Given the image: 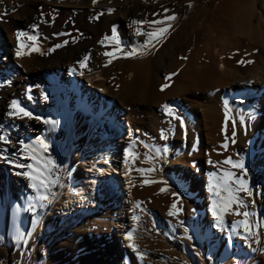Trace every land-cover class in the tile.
Returning a JSON list of instances; mask_svg holds the SVG:
<instances>
[{
	"label": "rangeland",
	"instance_id": "1",
	"mask_svg": "<svg viewBox=\"0 0 264 264\" xmlns=\"http://www.w3.org/2000/svg\"><path fill=\"white\" fill-rule=\"evenodd\" d=\"M177 1L179 0H174L173 2L176 3ZM201 2L203 3V0ZM174 3L169 8L167 6V10L172 9V7L174 9V6L176 7L179 4V2L176 5ZM215 4L216 0L207 1L209 7H214ZM40 7L39 9L42 10L43 16L38 21L33 22L31 26H22L11 17H0L1 21L7 23L6 32L4 33L12 37L11 39L9 38L8 45L0 43V63L5 65L0 67V97L2 95L5 96L4 103L6 107L3 114L0 115V136L7 138L6 140H0V159L8 163V166H5V172H0V264H264V193L260 181L247 177L248 172L253 168L257 155L261 156L264 153L262 151L264 148V136L259 129L252 128V117L244 114L241 121L249 126L248 134L245 136L246 139L241 137L242 141L239 138L238 141L240 140V142L237 143L236 151L234 148L232 153L230 152L226 158H231L233 162L242 161L244 164V168L241 169V176L236 177L235 175L233 180L229 182V187L232 190L230 193L228 188L224 187V181L218 183V178L215 179L216 176L210 175L212 173H215V175L221 174L223 171H219L215 158L207 157L209 155L208 149H213L211 133L207 132L204 127L206 133L210 135H204L205 145L202 148V154L196 157L202 134L195 131L196 135L194 134L192 139L190 129L191 125L197 124L196 120L199 116L203 123V112L199 107L196 108L195 103L201 101L200 103L206 104L208 102L207 98H212L211 100L213 101L220 99V101H223L220 103H225L226 106L227 103L232 102V99L228 98L231 94L245 92V90L251 88L250 84L252 81H244V83L242 82L238 85L237 81H235L236 79L223 80L222 82L205 80L206 82L203 81L204 83L201 81L199 89L190 90L184 94H174L169 98L166 96L167 91L174 83L173 79L176 78L177 74H170L168 69L165 70L167 72L163 71L160 68L161 66L156 64L158 62L157 58H155L150 68L153 78L156 79L152 78V94L143 98L137 92L138 94L135 93L127 104L118 105L117 103H119L120 99L118 100V96L111 94L113 92L115 94L120 93L124 85L128 86L129 89H133L135 85L131 81L134 75L133 71L124 72L121 64L118 63L132 57L134 58L135 55L127 57L128 59L125 58L123 52L127 53L126 49H129V52L133 51V49L137 51L134 40H137L138 37L129 29L130 27L124 28L128 32L124 34V31L118 29V24L106 23L108 17L105 14H93L90 12L91 15L88 13L82 20L78 17L79 11L77 9H71L72 14L70 12V15H68L57 13L55 12L56 10L52 11L51 8ZM158 8L151 15L150 21H155V19L163 20V14H161L163 6H158ZM178 8L179 6L175 9ZM18 10L16 9V12ZM252 10L255 15H252L248 22L243 23L239 29L233 30L235 31L234 34L228 33V37L229 35L232 37L229 42L238 47L234 52V56H227V61L230 62L229 66H238L240 70L245 68L251 57L254 56L252 58L253 62H258L262 55L260 47L250 48L253 44L250 33L258 29L262 32L264 31V16L259 12L258 6H255ZM73 13L76 15H73ZM178 14L180 16L174 15L175 19L180 17L177 20L178 26L183 25L187 27V30L191 29L192 21L188 16H185L187 14L184 15L182 13V16L180 12ZM221 14L219 12L218 17ZM207 21L200 16L196 18V23H200L199 25L204 27V29H206L205 24ZM152 24H148L146 27L147 31L150 28L152 31L157 28V24ZM100 25L105 29L102 28L96 32L87 29V27H99ZM113 28L116 30L118 44L111 39ZM59 29L63 30L59 31ZM260 30L257 32H261ZM17 32L26 34L21 37L19 42L25 45L24 49H22L26 53L25 55H16L19 47L16 38ZM201 32L202 37L199 38V42L204 49L207 45L206 32L203 29H201ZM181 33V38L176 42V45L182 42L186 46L189 39L188 32L184 30L179 34ZM103 34L110 39L105 40ZM30 35H36L37 40L35 42L28 40L27 37ZM100 38L101 41H104L102 44H100ZM147 38L148 36H146L148 41ZM11 40L13 41L11 42ZM161 40L164 42L162 41L161 43ZM161 40L159 43L157 42L161 45H152L155 43L154 40L149 46L150 48L142 51L141 54L144 58L146 57L145 54L148 56L151 52L157 54L170 43L167 33ZM64 41H68V43L65 44ZM138 41L143 43L141 38ZM32 43H35L40 51H30L33 46ZM57 44L63 46L56 48ZM84 44L91 45L85 51L97 56L101 65L99 68L108 69L109 73L105 72V74L103 72L104 74L91 76L86 79L81 77L80 94L89 93L93 99H89L87 102H91L92 106L100 107L101 104L103 105V110L97 111L100 112L101 116L105 115L104 112H107L108 115L110 111L111 114H115L119 118L120 113H117L116 110L123 112L124 115L121 118L124 123L122 143L129 140V122L135 126L133 129L134 134L129 142L128 154L131 153V155L127 156V160L132 166V174L129 176L131 178L128 181L131 180L130 195L132 194L131 197L135 206L132 209L127 204V184L126 180L122 179V174H120L114 178L116 179L114 181L118 182V184L116 183L117 193H111L103 198L97 207L89 208L85 212L86 215L83 220L80 219L74 225H70L65 219V211L62 206L68 194V186H62L70 180L73 174L86 178L84 172L87 169L85 166L88 164L87 160L90 154H88L86 145H84L85 139L81 135L83 133L80 134L79 131H76L74 136L77 142L73 143V157L70 160L72 170L68 175L63 176L66 168L63 153L66 150V146L61 144V142H56V134L67 132L66 120L61 117L54 106L58 103V96L52 90L53 74L47 73L45 75L46 78L44 77L42 81L35 77L34 70L37 66L53 60L60 52L68 51ZM131 45H134L133 48ZM7 46L12 47L10 49L12 51L7 52V56H11L15 62L6 63V65L4 52ZM174 46L175 44L172 42L168 48L173 49ZM115 48L119 51H116ZM112 51L118 57L114 59V62L112 57L104 55L105 52ZM188 51L186 52L187 54H189ZM141 54L138 59H143ZM183 56H180L183 60H187L189 57L188 55ZM119 58L121 59L119 60ZM105 59L108 60L106 61ZM109 60L112 62L108 65ZM240 61L244 62L241 63ZM101 63L104 64L102 65ZM68 66L75 71L78 66V69L81 68L80 64H75L74 62L68 63ZM131 66L134 67V65ZM219 69L221 70V67ZM239 72V74L243 75L249 73L244 70ZM257 77L255 81L262 83L261 78H259L260 73ZM102 80L105 82L103 86L99 84ZM165 84L168 87L161 90ZM153 93L159 95L155 98ZM102 96L110 97L116 102L113 109L111 107L112 110L107 108L109 104L107 101H101ZM221 96L224 100H222ZM251 99V96L247 99L250 104ZM12 101H16L20 107L30 112L32 117L29 118L22 115L9 116L8 113L12 111L10 107ZM235 103L241 111L246 107L241 100H237ZM165 104L172 110V115H169L163 108ZM83 115L85 116V123H89L91 114ZM257 116L263 119L264 111ZM36 117H39V119ZM93 119L95 122H99L96 117H93ZM104 119V122L98 123L92 132H84L85 137L90 135V137L96 136L99 139H106L109 135L110 124L108 123L109 119ZM228 125L226 132L224 131L225 123L222 124V128L219 131L222 136L226 134L225 136L229 138L226 140L230 141L234 139L231 137L232 132L236 133V131L231 125L230 128ZM222 136V139H218L220 144L221 141H225V136ZM198 137L199 139H197ZM207 138L211 139V141ZM38 139L44 140L48 145L46 150L37 143ZM192 140L194 141L192 142ZM166 144L170 147L166 146ZM254 144L258 145V148ZM122 146L123 144H120L118 147ZM12 147H18V150H13ZM223 148L224 146L222 145L221 149ZM103 151L108 152L109 148ZM166 154H168L167 159L164 157ZM183 155L188 157L183 158ZM179 157L182 158L179 159ZM21 164L26 167H18ZM29 165L31 167H27ZM227 165L231 166V164ZM169 166L171 171L168 169ZM137 169L153 170L141 173ZM115 170L119 172L122 169L116 164ZM24 172L37 176L38 179L32 180L28 176L23 175ZM222 173L224 174L225 172L223 171ZM148 174H160V176L165 175L163 177L168 178L165 190L169 191V188H174L170 195L173 202L170 204L162 202L157 205L152 200L153 198L147 195V184L144 181L145 175ZM14 178L22 180L24 188L22 192H20V187L13 186L11 179ZM236 178H242L245 181L248 191H236L239 188V185L235 182ZM221 179H223V176ZM33 183L36 184L35 188L32 187ZM217 185L218 187L220 186L219 189H217ZM216 192H219V194ZM230 195H235L238 201H243V203H237L236 205L233 203V209L230 208L224 212L222 211L223 205ZM41 196H47L48 199L41 200ZM117 200V204H119L117 206L123 211L125 218L123 221L119 220L121 227L115 230L112 224L115 219V211L117 210L114 209ZM173 203L177 204L179 211H177L176 215H169L170 211L173 210L171 207ZM214 205L217 207H214ZM214 209L217 215H213ZM233 211L241 213L247 211L250 213L248 220L252 226L251 233L245 231L241 223L245 219L243 215H237ZM131 214L135 218L134 225H132ZM129 232L133 234L132 241L127 238ZM133 243L136 245L135 248L130 246ZM15 250L16 255L14 254Z\"/></svg>",
	"mask_w": 264,
	"mask_h": 264
},
{
	"label": "bare ground",
	"instance_id": "2",
	"mask_svg": "<svg viewBox=\"0 0 264 264\" xmlns=\"http://www.w3.org/2000/svg\"><path fill=\"white\" fill-rule=\"evenodd\" d=\"M173 1L174 0H96V3H93V0H0V17H3V16L11 17L14 20H17L18 23L22 26L23 25H30L31 26L33 22H36L42 18V16H43L42 10H40L39 7L43 6L42 8H45V9L51 8L52 11L56 10L55 12H57V13H63V14H68V15H70L69 13L71 12V9H77L79 11L78 17H80V19H82V20L84 19V17L88 13L90 14V12L93 14H105L106 17H108V19L106 20L107 21L106 23L112 22L113 24H116V25L118 24V29L124 31L125 32L124 34L128 33L127 30H124V28L130 27L129 29L131 31H133V34L135 36H137L138 39L141 38L143 43H140L141 41H138V39L134 40V44L137 46V48H136L137 51H136V55L134 56V58L132 57V58L128 59L127 57H125L128 60H125L124 62L118 63V64H121V68L123 69L124 72L128 71V73H129V71H133L134 75H133V78L131 81L134 82V84H135V85L133 84L134 85L133 89H129L128 86L124 85V87L122 88V91L120 93L115 94L113 92V94H111L113 96L114 95L118 96V100L120 99L119 103H117L118 105L127 104L129 99H132L133 95L137 92L140 93V95H142L143 98H144V96H147V95L149 96L152 94L151 91H153V90H152V86H151L152 84L151 83H152L153 79H155V78H153L152 71L150 68L153 65V61L155 60V58H157V62H158L156 64H159L161 66L160 68H162L163 71L168 69V70H170L169 71L170 74L171 73H173L172 75L177 74L175 76L176 78L173 79L174 83L170 86V88L167 91L168 93L166 96L169 98H171V96H173L174 94H178V93L184 94L190 90H197L201 86V85H199L201 83V81H202V83H204V82H206L205 80H207V81L208 80H210V81L215 80L218 82H222L223 80L236 79L235 81H237L236 83L238 85L241 84L242 82L244 83V81H252V83L250 84L251 88L245 90V92H243L241 94H239V93L231 94V96L228 98L230 100L232 99L231 100L232 102L227 103L226 106H225V103L224 104L220 103V102H223V101H220V99H217V100L215 99L213 101V100H211L212 98H210V99L207 98L208 102L206 104L200 103L201 101L195 103L196 108L199 107V109L202 110V112H203V117H202L203 123H202L201 117L199 116V118L197 117L198 119L196 120L197 124L194 123L195 125H193V126L191 125V127H190L192 139L194 137V134L196 135L195 131H198L202 134V137L199 140L200 146L197 144L199 146V150L197 153L195 152L197 154L196 157L199 154H202L201 153L202 148L205 145L204 135L209 134V133H206V131L204 130L206 128L207 132L211 133V137H212L211 143H213V149H208L209 155L207 157L208 158H215L217 160V166L219 168V171L223 170L225 172L227 170V171H231V172L235 173L236 177L241 176V169L240 168H233L232 165L231 166L227 165L224 163V161L229 156L230 152L232 153V150L234 148L236 151L237 143L240 142V140L238 141V139L241 137L245 138V136L248 134L249 126L247 125V123H244V122L242 123V121H241V120H243L241 118L244 117L243 116L244 114H245V116H246V114H248L249 117H252V119H253L252 128L259 129L260 133H262V135L264 136V118L262 119V118L257 116L260 112L264 111V31L262 32L260 29H258L261 32H257L258 31L257 30L255 32L250 33V38L253 39V44L250 46V48L260 47L262 50V55L258 59V62H256V61L253 62L252 58L254 56L252 55L253 56V57H251L252 61L251 60H250V62L248 61V63L245 65V68L243 69L245 72H249L247 75L239 74L240 73L239 71H243V70H240L238 68V66H236V67L235 66L232 67L231 65L229 66L230 62L227 61V58H228L227 56H229V55L234 56V52L236 51L238 46L235 44H232V42H229V40L232 37L230 35L228 37V33L234 34L235 31H233V30L239 29L240 27H242L243 23L248 22V20H250L252 18V15H255V12L252 10V8H254L255 6H258L259 12L262 14V16H264V0H216V4L214 7H209L207 5L208 0H203V3L201 2V0H179L176 3H174ZM172 2L175 5L179 2V4L177 5V6H179V8L175 9L177 6L176 7L174 6V9L172 7V9L167 10L169 8V6H171V4H173ZM158 6H160V7L163 6V12L161 13V14H163V17H162L163 19L169 15L180 16L178 14V12H180L181 16H182V13L184 15L187 14L185 16L186 17L188 16V18L191 19L192 27H191V29L187 30V27H184L183 25L178 26L177 20L180 19V17H178L177 19L171 20V21H165V24H171V27L169 28V31L167 34H168V37L170 39L169 42L170 43L173 42V44H175L174 48L169 49L168 47L170 46V43H168L163 49L161 48L162 50L160 52H158L157 54L155 52H151L148 54V56L145 54L146 57L144 58V56L141 54L142 51L150 48L149 47L150 45L147 44L146 36H147V33L152 32V30H150L151 28L147 31L146 27L148 26V24H151V23H149V21L151 20L150 19L151 15L154 12H156L155 10L158 8ZM167 6H168V8H167ZM182 6H184V7H182ZM55 8H57V9H55ZM16 9H19V10L16 12ZM160 11H162V10H160ZM168 12H170V13H168ZM219 12H221L222 14L218 17ZM71 14H72V12H71ZM73 15H76V14L73 13ZM199 16L203 17L209 21V22L207 21L205 24L206 29H204V27H201L199 25L200 23H196V18ZM160 20H162V19H160ZM136 21H140L142 23H134ZM6 24L7 23L0 20V43H3V44H7V42L9 43V38L10 39L12 38L11 36H8L7 33H4V32H6V28H7ZM58 24H60V23H58ZM101 24H103V23H101ZM162 26H165V25H158L157 28L162 27ZM53 28H54V26H53ZM102 28L103 27L101 25L99 27H96V26L95 27H93V26L87 27V29L92 31V32H94V31L96 32L97 30H99V29L101 30ZM103 29H105V28H103ZM138 29H139V33H138ZM201 29L205 30V32H206L205 33V35H206L205 39L207 41V45H206V48H204V49L201 47L200 42H199V38L202 37ZM60 30L61 29H59V31ZM184 30L186 32H188V35H189V39L187 40V45L184 46V44L182 42H180L179 45H176V42L180 40L181 35H182V33L181 34H179V33L184 31ZM254 30H255V28H254ZM236 35H239V34H236ZM100 36H102V35H100ZM102 38H104V37H102ZM203 39H204V37H203ZM203 39H201V40H203ZM99 40L101 41V38ZM12 41L13 40H11V42ZM57 41H58V39H57ZM60 41H62V40H60ZM162 41L163 40H161L160 42L162 43ZM158 43H157V41H155V43H153L152 45H156V44L161 45ZM100 44H102V43H100ZM105 44L107 45V43H105ZM111 44L113 45V43H111ZM0 46H1V44H0ZM88 46L90 47L91 45L90 44H86V45L84 44V45H81L79 47L71 48L68 51H62L61 50L62 52H60L53 60H51V61L49 60L50 62H46V63L41 64L40 66H37V68H35V70H34L35 71L34 75L38 80L44 79L45 75L49 72L53 74L52 90L58 96V103H57V105H54V106H55V109L59 111L58 113H60L61 117L64 120H66L65 122H66L67 132H65V133L59 132L56 134V142H61V144L66 146V150L63 153L64 154L63 159H65V164H66L65 173L63 172L64 175L62 174L63 176L68 175V173H70V171L72 170L70 160H71V157H73L72 156V148H73V143L76 141V137L74 136L76 131H79L80 134L81 133L84 134V132H88V131L92 132L98 123L104 122L103 121V120H105L104 118H106V120L109 119L108 123L110 124V131H109V135L106 139H99L96 136L90 137V135L89 136L86 135V137H85V134L84 135L81 134L83 136V138L85 139L84 145H86V149L88 151V154H90V156L88 155L89 156L88 160H87L88 164L85 166V168H87L84 172L86 174V176H85L86 178H84V176H83V178H81V177H79V175L73 174L70 177V180L65 182L64 185L62 186V187L68 186V189H67L68 194H67L64 202L62 201L63 202L62 206H63L64 211H65V219L67 220V222L70 225H74L80 219L83 220L85 218V215H86L85 212L88 211L89 208L97 207L103 198L107 197L111 193L112 194L117 193L118 189H117V185L115 184L116 181L114 182V180H116V179H114L115 165L116 164L122 169L119 172L116 170L118 172L117 175L122 174V176H123L122 179L126 180L127 188L126 187L125 188H126V192L128 194L127 204L132 209H134L133 207L135 206V203H133L134 202L133 198L131 197L132 194L130 195V189H131L130 188V181L131 180L128 181L129 178H131L129 176L132 174L131 173L132 166H130L129 162H127V163L125 162L126 161V155L128 154L129 147H130L129 142H130V139L132 138V136L134 134L133 129L135 128V126L131 122H129V126H130V133H129V137H128L129 140L122 143L123 136H124V126H123L124 123H123L121 118L124 115L123 112L116 110L117 113H120L119 118L115 114H111V112L109 110H108L109 111L108 115H107V112H104L105 115L101 116L100 112H97V111L103 110V108H102L103 105L101 104L100 107L92 106L91 102H87V100L93 99L92 97H90L89 93L84 94V95L80 94L79 88H80V86H81L80 84L82 82V80L80 79L81 77L86 79V78H90L91 76L104 74L105 72L109 73L108 69L103 70V69L99 68L101 65L99 64L97 56L91 55L90 53L85 51V50H87ZM102 46H105V45H102ZM133 46H132V48H133ZM11 48H12L11 46H7L6 50L4 52V55H6L5 56L6 57L5 58V64L15 62L14 59L11 58V56L10 57L7 56V52L12 51V50H10ZM186 49H187V51L189 50L188 51L189 54L186 53L187 52ZM115 50H116V48H115ZM126 50H127V52H129L128 51L129 49H126ZM101 52H102V50H101ZM123 54H124V52H123ZM140 54L142 55L143 59H141V58L138 59ZM185 54L189 56L188 59L187 60L181 59L180 56L181 55L186 56ZM101 55H102V53H101ZM85 56H88L89 59L85 62L84 67H81L78 69V67H79L78 66L77 70L75 71V70H72L71 67L68 66V63H71V62H74L75 64L78 63L81 66L80 62L84 61ZM108 59H105V60L107 61ZM120 59L121 58H119V60ZM229 59H230V57H229ZM106 61H105V63H106ZM113 62H114V59H113ZM109 64H111V63H108V65ZM131 65H134V67H132ZM1 66H5V65H2L0 63V67ZM74 67H75V65H74ZM219 67H221V70L219 69ZM74 69H76V68H74ZM165 72H167V71H165ZM259 73H260L259 78H261L262 83L261 82L258 83L255 81L256 78H258L257 76ZM228 82H225V83H228ZM99 84L102 86L105 85L104 80H102V82H100ZM214 86H216V85H214ZM203 87H204V85H203ZM154 91H155V89H154ZM153 95L156 98V96L159 94L153 93ZM250 96L252 97L251 104L248 103V101H247L248 97H250ZM208 97H210V96H208ZM4 98H5L4 95H2L0 97V115L3 114V111L6 108L5 103H4L5 102ZM221 98H222V96H221ZM222 100H224V99L222 98ZM237 100H239V101L241 100L242 103H244L246 106V107H244V109L242 111L238 108V105L235 103V102H237ZM101 101H107L109 103L107 108L108 109L110 108V110H112L116 104V102L114 100L110 99V97L108 98V97L102 96ZM196 101H197V99H196ZM225 101H227V100H225ZM111 107H112V109H111ZM226 113L228 116L227 125L230 123V125L236 131V136L235 137L231 136L234 139L229 141V140H226V137H227V136H225L226 134H223V136H225V141L224 140L221 141V144L224 145L225 143H227V144H229V146H227V148L224 147L223 149H221L222 145L220 144L218 139H222L221 138L222 134L219 130H220V128H222L221 127L222 124L225 123ZM83 114H91L92 115V116L90 115V117H89L90 118L89 123H85V116ZM93 117H96L97 118L96 120H99V122L98 121L95 122ZM160 123H161V121H160ZM230 125H228L229 128H230ZM163 126H165V125H163ZM188 131H189V129H188ZM197 139H199V137ZM207 139H209V138H207ZM227 139H229V138L227 137ZM209 140L211 141V139H209ZM233 140L235 142H233ZM193 141L194 140H192V142ZM242 141H243V139H242ZM211 143H210V146H211ZM120 144H123V146L119 148L118 146H120ZM193 144H195V143H193ZM167 145L168 144H166V146ZM190 147H191V144H190ZM194 147H197V146H194ZM255 147L258 148V145H255ZM106 148H109L108 152L103 151ZM12 149L17 151L18 147H12ZM262 151H264V148L262 149ZM166 152H167V150H166ZM164 157L167 159L168 154H166V156L164 155ZM184 157L185 156L183 155V158ZM187 157H185V158H187ZM202 157H203V155H202ZM181 158L182 157H179V159H181ZM117 162H120V163H117ZM254 162H253L254 163L253 168L250 169V171L247 174V177L252 178L254 180H257V181H260L262 183V191L264 193V153L261 156H259V154H258L257 157L255 158ZM7 164H8L7 161L0 159V172H5V166H8ZM168 169L171 171L170 166ZM222 172H221V174L215 175L216 176L215 179L218 178V180H217L218 183L219 182L222 183L224 181L223 179H221V177L224 176V174ZM163 176H165V175H162V176H160V174H158V175H153V174L145 175V181L146 180L149 181L148 183H146L147 184V192L146 193L149 197L153 198L152 200H154L157 205H159L162 202H165L166 204H170L171 202H173L170 195L174 191L173 190L174 188H171V189L169 188L168 189L169 191H167V190L161 191V189H166L165 188L166 182H168V178H165ZM214 181H212V182H214ZM217 181H216V183H217ZM11 182H12L14 187H20V192L23 191L24 188H23V182L21 179L17 180L16 178H14V179H11ZM231 183H233V182H231ZM219 185L221 186V184H219ZM195 187H197V186L195 185ZM217 187H218V185H217ZM219 187L217 189H219ZM212 193H213V191H212ZM225 194H227V193L225 192ZM220 195H217V196H220ZM220 197H222V196H220ZM217 201H219V200H217ZM212 202H213V200H212ZM117 203H118V200L116 201L115 206H114V209H117V210L115 211V216H114L115 219H114V222L112 224V227L115 230H118V228L121 227V223L119 220L123 221L125 218L123 215V211L120 210V207L117 206L119 204H117ZM236 204L237 203H235V205ZM216 205H214V207ZM234 210H236V209H234ZM234 212H236L235 214H237V211H233V213ZM131 215H132V217L131 216L130 217L132 218V222H133L132 225H134L135 218H134L133 214H131ZM116 243L119 244L117 241H116ZM15 252H16V250L14 251V254H15ZM18 255H17V257H18Z\"/></svg>",
	"mask_w": 264,
	"mask_h": 264
},
{
	"label": "snow or ice",
	"instance_id": "3",
	"mask_svg": "<svg viewBox=\"0 0 264 264\" xmlns=\"http://www.w3.org/2000/svg\"><path fill=\"white\" fill-rule=\"evenodd\" d=\"M93 3H96V0H93ZM174 19H175L174 15H169V16L165 17L163 20L151 21L150 23L157 24V25H165V26L158 27L154 31L147 33V36H148L147 44L151 45L154 40L159 42V40L161 38H163L166 33H168L169 28L171 27V24H165V21H171V20H174ZM134 23H142V22L136 21ZM138 33H139V29H138ZM25 35L26 34L22 33V32H17L16 33V38H17V41H18V44H19V47H18V50H17V53H16L17 56H21V55H25L26 54L22 50V49H24L25 45L23 43H19L20 40H21V37L25 36ZM27 39L30 40V41L35 42L37 40V36L36 35H30V36L27 37ZM104 39L105 40H109L110 38L105 36ZM111 39L114 40L117 44L119 43V41L116 39V30H115V28H113ZM103 42L104 41H101V43H103ZM64 43L67 44L68 41H64ZM62 46L63 45H61V44H57L56 48H59V47H62ZM30 51H37L38 52V51H40V49L34 43ZM117 51H119V50H117ZM28 54H30V53H28ZM104 55L108 56V57H112L113 59L117 58L116 55L113 52H105ZM124 55H125V57L134 56V55H136V51L133 50L131 52L124 53ZM88 59H89L88 56L84 57V61L80 62L81 63V67L85 66V62ZM240 62L243 63L244 61H240ZM109 63H111V60H109ZM166 87H168L167 84L163 85L161 90H163V88H166ZM10 107L12 108V111L8 113L9 116H21L22 115L24 117H29V118L32 117V114L30 112H28L27 110H25L24 108L20 107V105L16 101H12ZM163 108L168 112L169 115H172V110L170 109V107L167 104L163 105ZM36 118L39 119V117H36ZM227 121H228V116H227V113H226V115H225V132L227 130ZM235 135H236V133L233 131L232 136L235 137ZM6 139H7L6 137L0 136V140H6ZM226 139H227V137H226ZM233 142H235V141L233 140ZM37 143H39L40 146L43 149H45V150L48 148V145L42 139H38ZM223 146L225 148H227V143H225ZM128 155H131V153L126 155V161H125L126 163L128 162V160H127V156ZM224 163L225 164H231L233 168H240V169L244 168V164H243L242 161L241 162H233V160L231 158L226 159L224 161ZM18 167L24 168L26 166L21 164V165H18ZM27 167H31V166L29 165ZM152 170L153 169H137V171H139L141 173L151 172ZM18 174H20V173H18ZM23 175L28 176L32 180H37L38 179L37 176L31 175L28 172H24ZM210 175L211 176H215V173H212ZM234 177H235V173H233L231 171H225L224 176H223L224 187L228 188V191L230 193H231L232 190L229 187V182L232 181ZM148 182L149 181H147V180L145 181V183H148ZM235 182L239 185V188L236 189L237 192H240V191H245L246 192V191H248L246 183H245V181L242 178H236ZM32 187L35 188L36 184L33 183ZM164 190L165 189H161V191H164ZM217 194H219V193H217ZM40 199L41 200H47L48 197L47 196H41ZM233 203H241L242 204L243 201H238V199H237V197L235 195H230L228 200L224 204V207H223L222 211H225V212L228 211L232 207ZM171 207H172L173 210L170 211L169 215H176L177 211H179V209L177 208V204L173 203ZM213 215H217L215 209L213 210ZM237 215H243V217L245 219L241 223L243 224V227H244L245 231L251 233V227L252 226H251V224L249 223V220H248V217L250 216V213L247 212V211H244L242 213L237 211ZM127 238H128L129 241H132L133 240V234L131 232H129ZM130 246L133 247V248L136 247V245L134 243L131 244Z\"/></svg>",
	"mask_w": 264,
	"mask_h": 264
}]
</instances>
